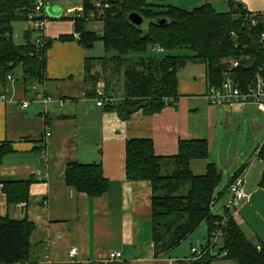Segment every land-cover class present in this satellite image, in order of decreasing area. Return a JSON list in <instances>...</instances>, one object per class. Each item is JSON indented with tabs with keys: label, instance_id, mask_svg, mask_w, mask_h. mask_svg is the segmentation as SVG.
<instances>
[{
	"label": "crops",
	"instance_id": "crops-1",
	"mask_svg": "<svg viewBox=\"0 0 264 264\" xmlns=\"http://www.w3.org/2000/svg\"><path fill=\"white\" fill-rule=\"evenodd\" d=\"M235 1L249 11L264 12V0ZM54 2L46 9V38L53 40L47 53L46 91L64 103L33 101L35 93L27 91L24 81L17 78L21 71L13 74L15 82L7 81L5 89L0 90L8 95L6 102H0V144L11 142L13 146L0 163V177L33 178L26 205L10 203L0 183V216L27 217L34 223V241L44 243L37 264H178L196 260L191 251L195 246L179 248L187 239L167 253L155 254L152 184L127 179L126 143L148 138L154 142L157 155L172 156L179 152L182 140L207 139L210 155L192 159V172L206 174L209 163L214 162L221 169L222 181L227 180L224 192L236 174L245 172L244 188L250 202L255 192L263 189L260 181L264 161L257 155L263 144L254 157L262 162L258 168L250 164L251 160L243 162L242 154L233 145L231 134L235 130L230 125L236 124L239 116L252 113L248 120L261 136L264 122L254 116L260 106L211 102L206 64L190 62L179 71L176 104L153 114L139 109L122 118L117 110L97 103L100 88L116 94L112 85L106 87L104 79L111 74L112 63L97 65L100 81L94 91L86 81V58L96 60L102 56L93 55L94 48H85L75 35L74 16L82 13L83 5L65 9ZM205 2L214 5L213 0ZM70 9L77 11L69 12ZM64 34H74L75 39H59ZM25 99L32 100L27 108L21 106ZM76 161L101 162L109 182L104 194L92 197L67 183V165ZM234 217L240 224L238 211ZM207 237L208 225L204 239ZM251 241L264 244L261 238ZM204 243L201 249L207 240ZM73 248L77 250L74 256L70 254ZM113 251H120L121 257L112 260ZM212 264L235 263L217 260Z\"/></svg>",
	"mask_w": 264,
	"mask_h": 264
},
{
	"label": "trees",
	"instance_id": "trees-1",
	"mask_svg": "<svg viewBox=\"0 0 264 264\" xmlns=\"http://www.w3.org/2000/svg\"><path fill=\"white\" fill-rule=\"evenodd\" d=\"M102 1L109 3V6L102 7L100 15L103 34L99 36L87 27L98 15L93 0H83V16L74 17L75 30L80 33L78 40L85 48L93 47L100 39L106 51L96 60L86 58V81L91 84L90 91H94L99 83L98 64L112 63L113 77L123 75L122 101L105 107L117 110L124 119L139 109L153 114L166 105L176 104L179 71L190 62L206 64L209 88L221 86L229 75L245 88L262 72L264 24H249L245 20L249 10L235 0H226L229 9L224 13H219L211 2L193 9H182L166 3L167 0ZM34 2L0 0V90L5 89L8 74H17L18 70L27 90L35 83L47 86V53L53 40L46 38L43 45H37L34 30L29 25L24 32L25 42L17 44L14 41V23L28 21ZM134 11L142 14L148 24H132L129 14ZM162 18L166 19L163 24L160 23ZM59 39L65 41L75 37L74 34H64ZM151 45H160L167 53L146 55ZM178 50H187L189 54H173ZM248 56L250 60L245 58ZM241 57L242 62L238 59L240 65L229 69L225 59ZM111 81L112 78L106 81V87H111ZM12 151L11 142H2L0 163ZM209 155L207 139L182 140L179 152L172 156L157 155L151 139L127 141V179L148 180L152 184L155 254L161 255L178 247L203 221H207L206 251L199 259L183 260L178 264H212L217 260L264 264V244H256L248 238L231 210L225 207L221 215L212 213V204L222 180L221 169L214 162L209 163L208 171L203 175H196L190 169L192 159L208 158ZM257 155L264 161V143ZM66 181L92 197L104 194L109 186L101 162L69 163ZM32 182L33 178L0 177L10 203L24 202L26 205ZM260 185L264 189V171ZM215 230H221L222 235L211 251L210 237ZM34 232L35 225L27 217L0 216V264H37L44 243L34 241ZM218 246L222 249L215 254Z\"/></svg>",
	"mask_w": 264,
	"mask_h": 264
},
{
	"label": "rangeland",
	"instance_id": "rangeland-1",
	"mask_svg": "<svg viewBox=\"0 0 264 264\" xmlns=\"http://www.w3.org/2000/svg\"><path fill=\"white\" fill-rule=\"evenodd\" d=\"M98 0H93V2ZM214 1V7L217 9L219 13H224L228 11L229 6L226 0H213ZM54 3H61L65 9L72 7V6H79L83 5V0H55ZM166 3L171 4L173 6H176L178 8L182 9H193L196 6H200L204 3V0H167ZM84 11V7L82 8ZM29 26L28 21L22 20L17 21L14 23V41L17 44L23 43L25 40L24 38V32L25 28ZM148 24V21H145L143 24L144 26ZM88 28L91 30H95L99 36L103 34V20L100 19V17H96L94 20H91L89 22ZM101 33V34H100ZM93 55L96 56H104L106 54L104 44L102 40L96 41V43L93 46ZM167 52H161L154 49V46L151 45L148 48V51L146 52V55L149 56H160L162 54H165ZM170 53V52H169ZM172 53V52H171ZM173 54H189V51L187 50H178L174 51ZM246 59L250 60V57H245ZM234 58H227L225 61L228 63V67L230 69V60ZM241 62L243 60V57L237 58ZM20 70H18L17 73H19ZM228 73H226L227 76ZM105 80H109L112 78L113 81H111L112 88L115 91L116 96L120 97L116 99L115 102L122 101V86L124 82L123 75L118 76V78L113 77L112 73L107 74L104 76ZM19 80H21V74H19ZM103 80V79H102ZM100 81V80H99ZM114 95V96H115ZM258 111L254 113V116L256 119L261 120L264 122V111L262 110V107H258ZM252 114V113H251ZM251 114L249 116H251ZM248 116V117H249ZM248 117L246 116H239L235 123H231L230 129L235 132L231 134V138L233 141L234 147L237 149L238 154H242L243 156V162H248L251 160V163H254V167L258 168L259 164H262V162L257 161L254 158L255 154L257 153V148L260 147L264 142V134L259 136L260 134H256V132L253 130V125L251 124V121L248 120ZM215 130V126H214ZM254 159V162L252 161ZM260 159V158H258ZM242 174H246L245 172H242ZM247 179V177H246ZM227 185V180L223 181L221 180L217 191H216V198L212 204V213L215 215H221L225 207L227 205L229 193L227 191L224 192V189ZM220 192L222 194L220 195ZM238 210V217L240 220V226L242 230L246 233L248 238L251 240H258L259 238L262 239L264 242V190L260 189L253 195L252 200L249 202L242 201L237 206ZM232 215L234 216V211H232ZM207 221H203L192 233L191 236H189L187 241H185L179 248H184L185 246H189L190 249L191 246H195L198 249H201L202 243L205 244L207 238L204 239L205 233H207ZM221 240V239H220ZM220 242V241H219ZM199 259V258H197Z\"/></svg>",
	"mask_w": 264,
	"mask_h": 264
},
{
	"label": "built area",
	"instance_id": "built-area-1",
	"mask_svg": "<svg viewBox=\"0 0 264 264\" xmlns=\"http://www.w3.org/2000/svg\"><path fill=\"white\" fill-rule=\"evenodd\" d=\"M52 0H36L35 8L30 14V20L37 31L36 42L38 44H43L42 36L47 25L48 16L45 12V9L51 4ZM97 6H100V3H96ZM108 6V5H107ZM246 20L251 23L253 26H257L260 23H264V13L249 12L246 15ZM78 36V34H76ZM264 38V34L262 35ZM155 49L158 51H163V48L159 45L155 46ZM232 67H235L239 64L238 60L231 62ZM260 73L256 77L254 84L247 86L246 88L241 87L235 80L231 77H228L221 86L215 87L212 86L208 92V98L213 103L217 104H257L261 106L264 110V64L261 67ZM15 82L16 78L9 74L7 76L6 82ZM40 86V85H39ZM37 84H34L32 88L36 91L33 97V101H38L43 104H49L51 102L57 101L60 105H63L64 100L62 98H57L55 96L46 94L44 88L39 87ZM39 87V88H38ZM99 100L98 105L104 106L109 103H113L116 100V97L113 94H106L103 88L98 89ZM8 95L6 92H0V102L7 101ZM20 103V102H19ZM32 103V100L25 99L21 102L23 108H27ZM47 135H50L48 133ZM245 182L246 175L241 174L236 176L229 185V197L227 201L226 208L229 210L237 208L240 202L245 199H248V195L245 191ZM221 235V230H215L211 236V244L214 245ZM192 253L195 255L194 259L202 255V250H198L196 247H192ZM76 248H73L70 251V254L74 256L76 254ZM120 251H113L110 254L112 260L118 259L121 257Z\"/></svg>",
	"mask_w": 264,
	"mask_h": 264
},
{
	"label": "bare ground",
	"instance_id": "bare-ground-1",
	"mask_svg": "<svg viewBox=\"0 0 264 264\" xmlns=\"http://www.w3.org/2000/svg\"><path fill=\"white\" fill-rule=\"evenodd\" d=\"M35 2H36V0H35ZM35 2H34L33 10H34V8H35ZM53 2H54V0H52L51 4H50L48 7H50V6L53 4ZM97 2L100 3V6H97V5H96ZM94 5L96 6V10L98 11V15H97V18H98V17H100V15H101V13H102V11H103L102 7H104V6L107 7V5L109 6V3H104L102 0H98V1H95V2H94ZM48 7H47V8H48ZM47 8H46V9H47ZM82 8H83V6H82ZM82 8L80 9V11H81L82 13H78V14L75 15L74 17H82V16H83V9H82ZM46 9H45V12H46ZM33 10L30 12V14L33 12ZM68 11H69V12H71V11L73 12V11H77V10H72V9H70V10H68ZM249 12H253V11H248L247 13H249ZM247 13L245 14V20H246V15H247ZM256 13H264V12H256ZM30 14H29V17H28V21H29V23H30L31 28L34 30V31H33V38H34V40H35V43L38 45V43L36 42V37H35L36 34H37V31L35 30V28L33 27L32 23H31V20H30ZM46 14H47V13H46ZM47 16H48V14H47ZM48 19H49V16H48ZM100 19H101V18H100ZM246 21H247V20H246ZM247 22H248V21H247ZM47 23H48V20H47ZM248 23H249V22H248ZM249 24H251V23H249ZM260 24H264V23H260ZM251 25H252V24H251ZM258 25H259V24H258ZM258 25H257V26H258ZM252 26H253V25H252ZM46 28H47V25H46ZM46 28H45V31H44V35L42 36L43 44L45 43V40H46ZM76 34H78V36H76V37L79 39V38H80V33L76 32L75 35H76ZM100 34H101V33H100ZM263 34H264V33H262V35H263ZM43 44H39V45H43ZM155 46H156V45H154V49H155ZM159 46H160V45H159ZM161 47H162V46H161ZM162 48H163V47H162ZM157 51H158V50H157ZM161 52H165V49L163 48V51H161ZM234 60H238V59H235V58H234V59L230 60V62H229V63H230V69H232V68H236V67H238V66L240 65V61L238 60V61H239V64H238L237 66H235V67H232L231 62L234 61ZM10 74H12V73H10ZM8 75H9V74H8ZM12 75H13V74H12ZM257 75H258V74H257ZM13 76H14V75H13ZM228 77L233 78V76H230V75H229ZM228 77H227V78H228ZM256 77H257V76H256ZM227 78H226V79H227ZM226 79H225V80H226ZM233 79H234V78H233ZM225 80H224V81H225ZM234 80H235V82H237L236 79H234ZM224 81H223V82H224ZM255 81H256V79H255ZM237 83H238V82H237ZM254 83H255V82H254ZM254 83H253V84H254ZM35 84H37L38 86L40 85L39 87L44 88V92H45L46 94L52 95V94H50V93H47V91H46V89H47V88H46V84H40V83H35ZM238 84H239V83H238ZM33 85H34V84H33ZM33 85H32V86H33ZM221 85H222V84H221ZM32 86L29 87V89H28L27 91L32 92V93H36V91L32 88ZM39 87H38V88H39ZM211 87H212V86H211ZM211 87H210V88H211ZM241 87H242V86H241ZM210 88H209V89H210ZM243 88H244V87H243ZM245 88H246V87H245ZM209 89H208V90H209ZM208 92H209V91H208ZM207 95H208V94H207ZM52 96H53V95H52ZM116 99H117V98H116ZM98 100H99V99H98ZM115 101H116V100H115ZM115 101H114L113 103H115ZM97 102H98V101H97ZM211 102H212V101H211ZM51 103H52V102H51ZM113 103H112V104H113ZM49 104H50V103H49ZM216 104H217V103H216ZM225 104H228V103H225ZM251 104H252V103H251ZM253 104H254V103H253ZM106 105H108V104H106ZM106 105H104V106H106ZM239 105H240V104H239ZM247 105H248V104H247ZM256 105H257V104H256ZM242 106H243V105H242ZM245 106H246V105H245ZM241 174H242V173H241ZM241 174H239V175H241ZM245 175H246V174H245ZM237 176H238V175H237ZM235 177H236V176H235ZM245 183H246V182H245ZM244 187H245V186H244ZM246 193H247V192H246ZM247 195H248V194H247ZM248 200H249V195H248V199H245V200H243V201H248ZM231 211H234V213H235V212L238 211V210H237V208H235V209H232ZM213 232H214V231H213ZM221 235H222V233H221ZM221 235H220L219 239L217 240V242H216L214 245L211 244V237H210V244H211V246H212V248L210 249L211 251H213L214 248L217 246V244H218V242H219V240H220V238H221ZM196 248H197V247H196ZM217 248H218V247H217ZM217 248H216V249H217ZM197 249H198V248H197ZM216 249H215V250H216ZM198 250H202V252L204 253V252L206 251V248L204 247V248H202V249H198ZM203 253H202V255H203ZM214 253H215V251H214ZM192 254H193V253H192ZM202 255H201V256H202ZM201 256H200V257H201ZM194 257H195V255L193 254V258H194ZM200 257H198V258H200Z\"/></svg>",
	"mask_w": 264,
	"mask_h": 264
},
{
	"label": "water",
	"instance_id": "water-1",
	"mask_svg": "<svg viewBox=\"0 0 264 264\" xmlns=\"http://www.w3.org/2000/svg\"><path fill=\"white\" fill-rule=\"evenodd\" d=\"M129 20L132 24L136 25V26H143V24L145 23V21H147L144 16L142 14H140L139 12H131L129 14ZM166 19L162 18L160 20V23H165ZM222 247L219 246L216 250H215V254H218L221 251Z\"/></svg>",
	"mask_w": 264,
	"mask_h": 264
}]
</instances>
